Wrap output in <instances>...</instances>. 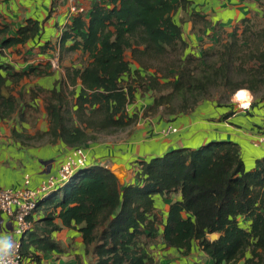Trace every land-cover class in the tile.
<instances>
[{"label": "trees", "instance_id": "16d2710c", "mask_svg": "<svg viewBox=\"0 0 264 264\" xmlns=\"http://www.w3.org/2000/svg\"><path fill=\"white\" fill-rule=\"evenodd\" d=\"M192 1L95 0L86 15L72 18L59 41L61 47L72 41L70 49L81 50L91 62L67 69V81L59 89L34 86L19 97H5L1 89L8 78L19 85L25 77L47 74L41 66L11 69L10 74L11 66L1 61L6 49L39 35V22L28 20L15 36L0 41L1 118L16 114L20 121L31 122L39 113L32 102L42 98L49 129L25 139L61 141L76 149L96 141L88 130L116 134L135 126L138 114L130 115L127 108L138 90L157 94L148 109L152 115L191 112L213 91L227 102L220 105H227L242 88L257 96L264 87V26L256 32L252 21L243 19L232 32H221L213 49L186 57L188 44L173 15ZM192 17L196 23L200 16ZM65 85L74 87L73 102ZM168 87L171 94L164 96ZM166 97L180 99L179 109L164 113L160 108L172 103ZM173 193H180L181 200L170 205L162 221L155 197ZM33 219V229L22 240V256L38 264L37 252L58 248L52 235L63 227H79L87 264L90 256L92 264H156L147 249L161 225L166 245L189 252L197 243L214 264L242 259L244 264H264V158L247 171L233 142L177 148L140 162L136 182L124 186L105 167H85L40 201ZM212 234L218 238L211 240Z\"/></svg>", "mask_w": 264, "mask_h": 264}, {"label": "crops", "instance_id": "0c3cea01", "mask_svg": "<svg viewBox=\"0 0 264 264\" xmlns=\"http://www.w3.org/2000/svg\"><path fill=\"white\" fill-rule=\"evenodd\" d=\"M40 1L0 0V41L15 36L17 30L25 26L28 20L38 21L41 29L39 35L26 44L3 52L1 61L11 66L8 72L12 74L11 69L22 71L30 66H41L47 72L36 77H25L19 85H13L12 80L8 78L6 86L1 89V94L5 97L11 94L19 97L21 92H27L34 86L46 90L59 89L61 80L64 83L67 81L65 74L67 68L60 71L52 68L50 64L57 56L61 62L60 55L73 44L72 41L66 42L64 47L59 44L65 27L72 22L68 16L67 1L49 0L47 9L42 7ZM46 1L48 0H44ZM94 2L95 0H78L79 5L85 8L84 15L89 12ZM193 13L200 16L196 23L193 21ZM62 19L64 24L60 25ZM173 19L181 27L183 38L188 44L187 49H196L200 54L202 49H211L215 46L216 38L221 32H232L243 19L264 23V0H193L186 10L179 7ZM83 60V65L74 66L69 62V66L66 67L81 68L91 62L89 56L84 53ZM132 67L136 69L138 65L133 63ZM8 72L2 71L4 75ZM78 88L79 85L75 89ZM153 100L152 91L135 92L127 112L130 115L138 114L137 124L132 130L123 131L126 134L123 140H118L117 136H114L111 140L88 142L84 148L85 167H105L118 178L121 185H130L136 182L139 163L147 161V157H159L177 148L203 147L209 143L221 142L226 137L240 143L238 145L242 155V147L250 146L252 140L264 135V112L262 111L255 120L249 118L253 116L251 111L254 107L264 103V97L258 98L253 104V96L249 108L243 110L236 103L228 102L222 106L228 107L230 112L223 117L220 114L224 111L214 110L217 105L221 106L217 101H204L188 113L166 115L159 112L152 115L148 109ZM208 105L211 108L204 110V106ZM32 106L39 111L33 123L20 121L16 114L10 118L0 116V188L15 190L23 187L25 181L29 179L28 187L35 190L50 177L56 176L62 164L73 152V148L61 141L39 143L25 139L35 137L37 133L47 132L49 129L43 100L36 99ZM244 115H248L247 118ZM181 116H185L186 120L174 124L173 122ZM36 126L40 129L38 132ZM169 127L176 129V132L163 134ZM180 200V193L155 197L157 212L162 221H166L170 205ZM0 216L2 218L0 233L12 234L14 228L12 220L6 214L1 213ZM58 223L61 224L59 220ZM162 233L161 225L156 242L150 244L147 249L156 264H214L197 243H193L191 250L186 252L166 245L162 241ZM52 239L58 248L44 253L37 252L40 264H83L87 259L79 227H63L53 233ZM26 264L38 263L26 260ZM231 264H244V259Z\"/></svg>", "mask_w": 264, "mask_h": 264}, {"label": "built area", "instance_id": "2783aa9c", "mask_svg": "<svg viewBox=\"0 0 264 264\" xmlns=\"http://www.w3.org/2000/svg\"><path fill=\"white\" fill-rule=\"evenodd\" d=\"M68 8L69 19L74 16L83 14L85 8L80 6L78 0H66ZM59 58L58 56L50 61L52 68L58 69ZM251 93V92H250ZM253 96L252 94L245 95L241 101H234L238 107L243 110L249 108ZM240 104L248 105L247 108H241ZM176 132V129L169 127L164 130L163 134ZM257 143L264 147V135L259 136ZM85 149L80 147L73 149L71 155L67 158L66 162L60 167L58 174L52 176L46 182H43L37 189H30L29 179L25 181L23 187L18 189H3L0 188V214H6L13 222L14 228L12 230V239L19 245L16 256L14 257L15 264H26V259L22 256V240L34 227V212L38 207V203L54 191L61 188L65 183L71 181L74 176L86 166ZM2 218L0 216V223ZM20 237V239L18 238Z\"/></svg>", "mask_w": 264, "mask_h": 264}, {"label": "rangeland", "instance_id": "374dc122", "mask_svg": "<svg viewBox=\"0 0 264 264\" xmlns=\"http://www.w3.org/2000/svg\"><path fill=\"white\" fill-rule=\"evenodd\" d=\"M40 3H41V5H42V7L44 8V9H47V6H48V4H49V0L48 1H46V2H44V0H41L40 1ZM40 10H41V13L43 14V10L40 8ZM62 24H64V20L62 19V21H61V23H60V25H62ZM264 26V23H262V22H260V21H252V24H251V28H252V30H254V31H258V30H261V28ZM243 28V27H242ZM239 33H241V31H239ZM226 36V35H225ZM48 40V39H47ZM227 40H229V38H227ZM215 47V46H214ZM214 47H212L211 49H213ZM71 48V47H70ZM53 51H55V49H53ZM199 51L197 52V50L196 49H192V48H189V49H187L186 51H185V55H186V57L187 56H189V55H191V54H193V55H195V56H198L199 54ZM60 57H61V62H60V59H59V63H58V70L60 69V71H64V69L65 68H67V69H71V67H66V66H69V62H71V64L72 65H74V66H76V65H78V64H82L83 65V62H84V60H83V52L81 51V50H71V49H67V51H65L64 52V54H61L60 55ZM66 62V63H65ZM50 65V64H49ZM52 66V65H51ZM50 66V67H51ZM67 69H66V71H65V74H66V72H67ZM69 69V70H70ZM57 70V69H56ZM174 78L172 77L171 79H170V82H173L174 80H173ZM62 81V80H61ZM64 87V90H65V93H66V95H67V98L68 99H70L71 100V102H73L74 101V98H73V96L71 95V92L73 91L72 90V87H68V86H63ZM140 91V90H139ZM171 91H172V89H171V87H168L167 89H165L164 91H163V95L164 96H169L170 94H171ZM154 94V96H156L157 94L156 93H153ZM253 94V93H252ZM253 96H254V102H253V104L255 103V101L258 99V98H262V97H264V87L261 89V91L259 92V94L257 95V96H255L254 94H253ZM232 97H233V95L231 96V98H230V100H229V103H232V102H234L233 101V99H232ZM167 98V101H169V100H171L172 99V103H170L169 105H166L165 107H162V108H160L161 110H163L164 111V113H165V111H166V109L167 108H169V109H171V108H175V109H179V106L182 104V102H181V100L180 99H177V98H171V97H166ZM42 99V98H41ZM204 101H217V102H219V103H227V102H224L223 100H222V98H221V92H219V91H213L212 93H211V95L210 96H208V98L207 99H205V100H203V101H200L199 103H198V105L200 104V103H202V102H204ZM197 105V106H198ZM263 105H264V103H260L259 105H256L255 107H254V109L251 111V115H253V116H250L249 118H250V120H255V118L257 117V116H259L260 115V113L263 111L264 112V108H262L263 107ZM196 106V107H197ZM216 106V105H215ZM195 107V108H196ZM45 108V107H44ZM194 108V109H195ZM211 108V106L210 105H208V107H205L204 106V110H208V109H210ZM193 109V110H194ZM215 111H217V110H219L220 112L221 111H224V112H221V114L220 115H222V117L224 116V114H228L230 111V109L228 108V107H223L222 105L221 106H218L217 105V107L214 109ZM188 113V112H187ZM166 114V113H165ZM38 115V114H37ZM167 115V114H166ZM206 115V114H205ZM246 118H247V116L248 115H244ZM39 118H41V114H39ZM34 120H35V117L32 119V123L34 122ZM186 120V117L185 116H181L180 118H178V119H176L173 123L174 124H178V123H181L182 121H185ZM137 124V123H136ZM134 127V126H133ZM132 127V128H133ZM132 128H130L129 130H132ZM35 129H37V132L40 130V129H38L37 128V126H36V128ZM42 129V128H41ZM128 130V129H127ZM128 130V131H129ZM36 132V133H37ZM88 133L91 135V136H94V137H96V141H101V140H111V139H113V137L114 136H117V139L118 140H123L125 137H126V134H124L123 132H119V133H116V134H106V133H94V132H91L90 130H88ZM110 136H112V137H110ZM250 140V139H249ZM44 141H45V139H44ZM223 141H229V142H233V143H236V144H239L240 145V143L239 142H237L236 140H230L228 137H226V138H224L223 139ZM201 146H198V147H196V148H191V149H199ZM242 147V146H241ZM185 148H188V147H185ZM242 149H243V152H242V157H243V161H244V165H245V169L247 170V171H250V170H252V169H254L255 167H256V161L257 160H260V159H263L264 158V147H262L261 145H259L258 143H257V140H252L251 142H250V146H247L246 148L245 147H242ZM172 150H174V149H172ZM171 151V150H170ZM85 152V151H84ZM86 153V152H85ZM167 153V152H166ZM152 158H155V157H147L146 159H147V161H150ZM156 203H158V201L156 202ZM19 239H20V237H18ZM85 255V254H84ZM84 255H83V257H84ZM84 264H87L88 263V260L87 259H85V261L83 262ZM93 263V257H91L90 256V264H92ZM63 264H67V263H63Z\"/></svg>", "mask_w": 264, "mask_h": 264}, {"label": "clouds", "instance_id": "9594fccd", "mask_svg": "<svg viewBox=\"0 0 264 264\" xmlns=\"http://www.w3.org/2000/svg\"><path fill=\"white\" fill-rule=\"evenodd\" d=\"M245 95H251L248 89H238L233 94V101ZM241 108H247L248 105L240 104ZM19 245L15 243L12 236L6 233H0V264H15L14 257L16 256Z\"/></svg>", "mask_w": 264, "mask_h": 264}, {"label": "water", "instance_id": "95a60500", "mask_svg": "<svg viewBox=\"0 0 264 264\" xmlns=\"http://www.w3.org/2000/svg\"><path fill=\"white\" fill-rule=\"evenodd\" d=\"M217 238H218L217 234H212V235L210 236V239H211V240H216Z\"/></svg>", "mask_w": 264, "mask_h": 264}, {"label": "bare ground", "instance_id": "6f19581e", "mask_svg": "<svg viewBox=\"0 0 264 264\" xmlns=\"http://www.w3.org/2000/svg\"><path fill=\"white\" fill-rule=\"evenodd\" d=\"M241 99H242V97L238 98L237 101H238V100L241 101Z\"/></svg>", "mask_w": 264, "mask_h": 264}]
</instances>
